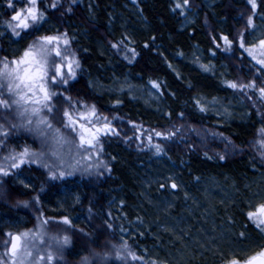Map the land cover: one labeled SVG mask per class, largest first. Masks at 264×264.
I'll return each mask as SVG.
<instances>
[{"label":"rangeland","instance_id":"obj_1","mask_svg":"<svg viewBox=\"0 0 264 264\" xmlns=\"http://www.w3.org/2000/svg\"><path fill=\"white\" fill-rule=\"evenodd\" d=\"M202 1L208 7L212 0ZM75 2L76 0H37L35 8L37 12H43L44 19L36 28L31 27L30 20L27 21L30 27L27 30L18 28L21 36L17 37L11 34V29L7 26L8 22L13 25L16 23L11 21V16L15 13L7 7L8 0H0V36L9 34L14 37L15 42L7 53L0 44V68L5 59L12 67L11 62L21 59L29 45H36L39 38L45 36L61 37L58 45L60 57L53 50L57 45H49V49L53 50L48 57L49 70L62 63L61 57H67L64 65L75 61L72 63L74 77L68 78L67 67H64L67 84L49 85L50 91L58 94L50 101L51 112L45 109L39 115H31V108L34 107L31 104L0 108V204L11 208L17 215L4 222L5 228L0 231V264H189L193 258H217L219 264H229L233 259L240 263L260 252L261 246H264V231L248 219L259 235L258 241L249 243L251 241L239 227L236 230L238 238L246 241L241 246L237 245L236 238L233 237V226L236 224L231 214L233 206H238L248 218V212L255 211L259 205L264 204V133L261 132L264 129V96L259 91L264 88V71H257L260 67L257 61L264 60V47L260 46V41L264 40V23L255 27L252 20V25H248V19L253 18L256 5L253 8L249 0H244L243 6L238 9L242 23L234 29L231 37L219 32L217 39L211 34L215 47L223 56L219 60L220 64L214 58L205 57L197 49L187 55L189 62L203 73L219 77L229 69L232 71L227 85L237 84L235 89L230 87L233 93L225 97L199 95L197 99L201 106L223 122L244 118L248 109L256 112L261 126L245 143L240 144L219 128L194 123L185 116H179L164 127L146 126L102 109L85 93L70 91L72 86L76 87V58L68 37L63 30L56 31L51 27L49 16L59 19L63 12L71 11L72 6H76ZM53 4L56 7H52ZM181 4L187 8L184 25L191 23L201 9L203 22L209 27L203 4L198 0H187V3L182 0ZM15 7L19 10L31 7V4L16 0ZM223 37H227L231 43L226 44ZM241 37L244 48L240 47ZM19 38L22 42L17 41ZM63 39L68 40L67 45L63 44ZM245 49L251 50V55ZM247 67L249 69L245 71ZM205 68L208 70L205 71ZM250 83H254L256 87H239ZM91 86L116 97L124 95L133 101H140L153 110L161 109V98L152 86L135 83L127 76L113 77L108 83L93 81ZM0 98L6 99L7 95ZM93 107L95 116L91 111ZM64 111H68L77 121V132L64 127L68 123L63 116ZM21 112L24 115H20ZM40 119H47L53 130L50 132L43 125L38 126L37 121ZM79 123H83L89 131L80 129ZM106 127L112 131L105 133ZM56 129H59L58 137ZM80 132L84 133L85 140L93 139L95 135L93 147H79ZM157 132L163 135H155ZM9 136L16 137V141L8 139ZM108 137H118L128 145L137 147L156 149L155 146L159 145L161 150L176 148L199 151L220 161L248 154L254 162H259L260 167L252 168L254 176L242 188H237L227 176L222 179L208 176L197 179L195 191L188 192L167 169L161 171L159 176L148 179L149 186H146L152 187L155 193L144 195L146 203L138 206L139 217L133 223L139 225L134 232L142 229L149 231L156 238L157 244L141 253L135 252L125 240L113 235L112 230L98 218H88L99 233V240L96 242L78 226V222L83 221L81 216L75 218L76 224L69 221L65 223L64 218L47 214V211L53 212L55 209L44 203L37 191L31 192L29 196H21L9 185L12 179L9 177L22 167L32 165L45 172L47 184L63 182L67 177H77L97 184L103 180L108 170L107 159L101 150L103 140ZM25 150L28 155L21 157L20 154ZM13 164L19 166L12 167ZM4 172L8 174L4 175ZM19 182L27 185L22 178ZM172 184L177 187L172 188ZM61 193L64 195L62 201L69 203L66 191ZM91 199L90 195L85 201L87 206ZM73 204L71 203L70 208H73ZM62 207L70 210L66 205ZM14 233L19 235L20 241L13 257L8 250ZM25 233L27 236L23 235ZM65 239L68 241L66 244L62 243ZM75 240H79L84 249L69 255ZM49 255L52 256L51 261L47 259Z\"/></svg>","mask_w":264,"mask_h":264},{"label":"trees","instance_id":"obj_2","mask_svg":"<svg viewBox=\"0 0 264 264\" xmlns=\"http://www.w3.org/2000/svg\"><path fill=\"white\" fill-rule=\"evenodd\" d=\"M80 1L76 0L71 11L63 12L61 19L49 16L51 27L56 31L63 30L68 37L79 65L74 81L76 87L72 86L70 91L85 93L102 109L146 126L164 127L179 116H185L194 123L219 128L240 144L261 126L253 109H248L242 119L223 122L201 106L197 99L199 95L225 97L233 93L227 85L232 71L229 69L219 77L206 74L187 59V55L197 49L220 64L223 56L215 47L211 34L217 39L219 32L229 37L233 35L234 29L242 23L238 9L244 0H212L208 7L198 0L203 4L209 27L203 22L200 8L193 21L184 25L187 8L181 4L182 0ZM255 3L252 20L257 27L264 23V0H255ZM13 38L9 34L0 36V44L6 53L15 44ZM17 41L22 42V39ZM123 76L152 87L153 82L157 83L159 87L153 88L161 98V109L153 110L140 101L124 95L116 97L91 86L93 81L108 83L113 77ZM8 139L16 141V137ZM101 150L107 159L108 170L97 184L77 177L47 184L45 172L32 165L22 167L9 177L12 178L9 185L21 196L37 191L44 203L54 207L55 211H47V214L55 218H67L76 224L75 218L81 216L83 221L78 222V226L96 242L99 233L88 218H98L113 235L125 240L138 253L157 244L149 231L134 232L139 225L133 223L139 217L138 206L146 203L144 195L155 193L148 187V179L167 169L188 192L195 191L197 179L208 176L220 179L227 176L237 188H242L254 176L252 168L260 167L259 162H254L248 154L220 161L199 151L171 148L157 152L146 146H131L118 137L104 139ZM21 178L27 185L19 182ZM62 191H66L69 203L62 201ZM90 195L92 199L87 206L85 201ZM71 203H74L73 208H70ZM64 205L70 210L64 209ZM231 214L236 224L232 228L237 245L246 241L238 238L236 230L239 227L251 241L249 243L257 242L259 235L243 210L233 206ZM16 216L11 208L0 204V231L5 228L4 222ZM82 249L83 244L75 240L68 254ZM189 264H219V261L217 258H193Z\"/></svg>","mask_w":264,"mask_h":264},{"label":"snow or ice","instance_id":"obj_3","mask_svg":"<svg viewBox=\"0 0 264 264\" xmlns=\"http://www.w3.org/2000/svg\"><path fill=\"white\" fill-rule=\"evenodd\" d=\"M26 4H31V7H25L17 10L15 7L16 0H8L7 7L11 9L15 14L11 16V21H15L16 23L13 25L11 22H8V28L11 29V34L17 37L21 36V32L17 31L18 28L27 30L30 27V24L27 21H31V27L36 28L37 25L44 19L43 12H37L35 6L37 4V0H24ZM187 3V0H184ZM249 3L253 5L255 8L254 0H249ZM52 7H56V4H53ZM179 7V5H177ZM248 25H252V18L249 17ZM38 30V29H37ZM226 44H230L227 37L222 38ZM61 42V37H52L45 36L39 38L36 45H29L27 50L23 53V57L19 60H14L11 62L12 67L9 66V62L5 59L2 62V68H0V97H3L5 94L7 98H0V108L8 109L13 106H22L31 104L34 107L31 108V115H39L42 110H47L48 112L52 111L50 107V101L53 96L58 95L54 91H50L49 85H58V84H67L68 79L65 78L64 67H67V76L68 78L74 77L75 73L72 70V63H68L64 65V61L67 60V57H61L62 63L60 65L54 66L51 70L48 67V57L52 54L54 50L55 55L57 57L61 56L59 50V43ZM63 44L67 45L68 40L63 39ZM240 47L244 48V42L241 37L240 39ZM57 45L53 50L49 49V45ZM260 46L264 47V40L260 41ZM113 47H117L113 45ZM249 51L251 55V50L245 49ZM135 55V53H132ZM31 58V59H29ZM255 59V57H253ZM257 64L260 67L257 71H264V60H258ZM78 67V63H76ZM205 71L208 69L205 68ZM153 87L158 88L159 85L153 82ZM229 87L237 88L236 83H230ZM241 89L243 88H255L254 83H250L248 85H240ZM261 96H264V88L260 90ZM203 111V109H201ZM27 109H25V112ZM92 115L95 116V109L92 108ZM20 115H24V112H21ZM63 116L67 118L68 123L64 124L66 129H70L72 132H77V121L74 120L72 115L68 111H64ZM98 118V117H97ZM84 119V117H81ZM91 122V121H89ZM31 123V120H29ZM37 125H43L45 129L48 131L53 130V126L47 121V119H40L37 121ZM79 128L84 129V131H89V129L85 128L83 123H79ZM99 131V130H98ZM112 131L111 128H105V133ZM261 132L264 133V129H261ZM55 133L58 137L59 129L55 130ZM43 134V133H41ZM80 136V145L79 147L84 148L93 147V140L96 139L95 135H93V139L85 140L84 133H78ZM157 136H162V133H155ZM149 140H151V136H149ZM156 150L159 152L161 149L159 145H156ZM55 154V153H54ZM21 157L27 156L28 152L25 150L20 154ZM12 159H15L14 157ZM23 159H21V163H23ZM18 164H13L12 167H18ZM2 171V170H0ZM7 172H4V175H7ZM63 175V173H61ZM172 188H176V184L171 185ZM248 219L252 221L255 226L264 231V204L259 205L255 211H250L247 213ZM65 223H68L67 218L64 220ZM27 236V233L23 234ZM243 235V233L241 234ZM14 240H19L20 237H14ZM67 239H65L62 243H67ZM18 245L16 243L12 244L11 254L14 257L15 252ZM126 247V246H125ZM262 250L255 255L251 256L245 261V264H256L259 261V264H264V246H261ZM49 261L52 260V256L49 255L47 257ZM135 259V257H134ZM229 264H239V261L233 259L229 262Z\"/></svg>","mask_w":264,"mask_h":264},{"label":"water","instance_id":"obj_4","mask_svg":"<svg viewBox=\"0 0 264 264\" xmlns=\"http://www.w3.org/2000/svg\"><path fill=\"white\" fill-rule=\"evenodd\" d=\"M14 237H19V235L16 234V233H14V234L11 236V244H10V246H9V250H8L9 254H11L12 244H13V243H16V244L18 245V244H19V241H20V239H19V240H14V239H13ZM245 261H246V260H245ZM245 261H242V262H240L239 264H245ZM256 264H259V261H257Z\"/></svg>","mask_w":264,"mask_h":264}]
</instances>
